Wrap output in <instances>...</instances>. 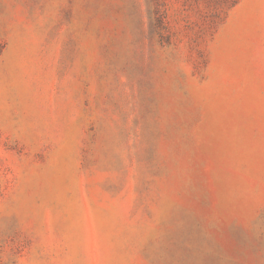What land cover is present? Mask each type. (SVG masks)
<instances>
[{
  "label": "rangeland",
  "instance_id": "rangeland-1",
  "mask_svg": "<svg viewBox=\"0 0 264 264\" xmlns=\"http://www.w3.org/2000/svg\"><path fill=\"white\" fill-rule=\"evenodd\" d=\"M0 264H264V0H0Z\"/></svg>",
  "mask_w": 264,
  "mask_h": 264
}]
</instances>
